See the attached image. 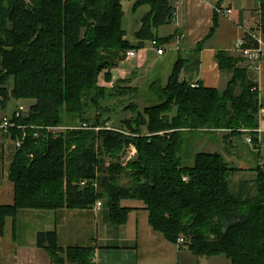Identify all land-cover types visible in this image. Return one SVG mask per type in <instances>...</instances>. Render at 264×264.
Listing matches in <instances>:
<instances>
[{
    "label": "trees",
    "instance_id": "trees-1",
    "mask_svg": "<svg viewBox=\"0 0 264 264\" xmlns=\"http://www.w3.org/2000/svg\"><path fill=\"white\" fill-rule=\"evenodd\" d=\"M132 1V11L150 7L136 32L137 44L125 39L122 0H0V108L6 109L12 99H34L27 116L13 119L28 128L105 125L102 115L117 109L105 101L123 95L137 98L139 88L127 86L133 78L117 79L110 87L100 76L112 81L111 69L145 40L163 45L173 38L158 34L174 18L169 0ZM257 1L264 33V0ZM217 27L215 14L210 36ZM241 60L218 52L219 68L232 73L227 88L219 90L180 82L185 61L179 58L167 82L154 80L145 92L156 105L144 111L135 103L126 106L136 114L126 120L133 137L102 128L36 138L30 129L10 166L15 201L0 206V231L7 216L20 208H85L99 198L106 201L112 222L123 224L129 208L121 201L136 199L146 204L156 231L172 242L180 236L187 239L181 248L198 256L225 255L229 264H264V168H259L255 194L247 192L250 181L233 190L229 177L235 168L220 153L188 148L201 132L230 130L233 135L258 128V83L246 67L237 65ZM10 134L16 140L21 131L14 127ZM131 142L138 155L127 168L117 162L106 167L105 155L119 158ZM122 176L130 184H122ZM85 179L88 185L82 186ZM96 179L99 192L93 186ZM36 241L58 264H92V246L63 248L56 230L38 232Z\"/></svg>",
    "mask_w": 264,
    "mask_h": 264
},
{
    "label": "crops",
    "instance_id": "crops-1",
    "mask_svg": "<svg viewBox=\"0 0 264 264\" xmlns=\"http://www.w3.org/2000/svg\"><path fill=\"white\" fill-rule=\"evenodd\" d=\"M169 2L174 7V18L171 23L158 28L160 37L173 35L169 42L161 45L165 52L159 55L149 40H145L143 47L134 48L137 52L135 57H126L111 69L113 77L115 76L114 81L133 78L127 86H137L142 90L143 86L156 79V75H151L150 72L141 78L140 75L146 73L147 67L165 60L169 77L175 62L181 58L185 64L179 76L180 82L225 90L232 73L219 68L217 54L226 51L235 57L242 56L234 50V46L246 36L247 30L260 23L258 1L169 0ZM122 4L125 11L124 19H129L128 23L123 19V27L127 31L125 39L137 44L139 39L136 32L142 26L141 18L150 7L143 5L132 11V0H122ZM229 9L231 12L226 13ZM132 13L136 19L132 18ZM215 14L218 27L210 36ZM240 59L242 63L246 62L248 70L252 71V78L258 83L259 102L264 110V59L260 63L249 61L245 57ZM142 69L145 72L139 73ZM149 75L151 76L148 78ZM100 81L108 86L111 82L103 75L100 76ZM149 99L145 100L147 104L145 103L143 108L157 104L152 96ZM141 104L140 101L139 106ZM2 116L3 114L0 118ZM259 128L263 141L258 140L259 133L256 131L248 132L244 129L233 135L226 130L205 132L201 133L198 139L204 151L218 152L229 159L228 163L235 168L229 177L234 189L238 190L245 186L243 183L247 181H250L247 192H252L256 188L259 168H264V113L258 115ZM206 134L222 135L224 139L221 137L208 139ZM250 135L257 141L248 142L247 137ZM222 141L225 154L220 148ZM257 143L260 147L256 146ZM16 152V140L13 136L0 131V206L13 205L15 201V184L9 178V171ZM191 161L193 162V159ZM121 204L129 208L127 221L123 224L112 222L105 205L99 210H95L93 206L59 209L20 208L15 215L7 216L4 228L0 231V264H58L52 260L46 248L37 245L38 232L49 230H56L58 244L63 248L92 246L94 248L92 264H200L201 259L213 260L225 256H198L191 249L181 248L176 242L168 240L164 234L151 226L146 204L141 200L124 199ZM225 258L229 264V259L226 256Z\"/></svg>",
    "mask_w": 264,
    "mask_h": 264
},
{
    "label": "rangeland",
    "instance_id": "rangeland-1",
    "mask_svg": "<svg viewBox=\"0 0 264 264\" xmlns=\"http://www.w3.org/2000/svg\"><path fill=\"white\" fill-rule=\"evenodd\" d=\"M132 15V18L134 17V19H136L137 17L132 13L131 14ZM128 18H125L124 19V22H127L128 23ZM133 22V21H132ZM127 25V24H126ZM126 28H131V27H126ZM131 30V29H130ZM241 58H243V56H240ZM246 59V58H245ZM165 61V60H164ZM163 60L162 61H160L161 63L160 64H157V65H153V66H151V67H147V71H146V73H144L145 72V70H143L142 69V71L141 70H139V73H144V75H140L141 76V78H144V77H146L147 76V73H151V75H153L154 74V76L156 75V79L155 80H158V79H161V82L162 83H165V82H167V80H168V69H166V65H167V63H165ZM237 65L239 66V67H246L247 69H248V65H246V62L245 63H242V62H238L237 63ZM248 74H249V78L251 79V80H254L253 78H252V71H250V70H248ZM151 75H149L148 76V78L151 76ZM143 81V80H142ZM139 84V83H138ZM13 87V81H12V79H11V81H10V89ZM143 87H145V88H143ZM142 87V90H141V88L139 89V92H138V97L137 98H133L132 99V95H123V96H119V97H117V98H114V99H110L109 101H105V104L104 105H106V106H109V105H111V106H114V105H116L117 106V109L116 110H113L112 112H110V113H106V114H103L102 115V120L103 119H106L107 118V120L108 119H112L113 120V124L116 126V128H118V129H120V130H122V131H124V132H126V136H130V137H133V135L131 134L132 133V131H131V128L129 127H127L126 126V120H128V119H130V118H134L135 117V112H133V111H131V110H127L126 109V106L128 105V104H130V103H135V104H137L138 105V108L140 109V110H142V111H144V104L146 103L147 104V101H145V100H148L149 99V97H150V99H151V96H149V94L147 95V94H145V92H147V93H149V90H148V87H149V83H147L145 86H143ZM241 90V87H239L238 89H237V92H239ZM143 91V92H142ZM141 97H143L142 99H141ZM149 99V100H150ZM138 101H139V103H140V101H141V106H139V103H138ZM36 101L34 100V99H25V98H21V99H12L10 102H9V104H8V107L6 108V109H2V108H0V116L3 114V116L2 117H4V116H8V117H10V116H12V114H13V112L15 111V109H17L20 105H23L25 108H26V110H27V113H29V110H30V108L34 105V103H35ZM150 103V102H149ZM149 103H148V105H149ZM26 113V114H27ZM96 114H94L93 116H95ZM2 117L0 118V122H1V119H2ZM107 120H104V121H107ZM125 123V124H124ZM104 125V124H103ZM102 125V126H103ZM48 127H50V126H33L32 128L30 127L29 128V130L31 129V131H33V136L34 137H36V138H40L42 135H46V136H48L49 134H51V135H53L54 137H58L63 131H67L68 129H66V130H60V129H49ZM142 128V130L144 131L143 133H146L147 132V127L146 126H142L141 127ZM40 130H45L46 131V134H43ZM249 130V129H248ZM0 131H2V132H4L3 131V129H1L0 128ZM226 131H229V132H231L230 130H226ZM209 132V131H208ZM6 133V132H5ZM202 133V132H201ZM200 135L201 134H199V135H197L196 137H194L193 138V140L189 143V149L191 148V150H194L195 152L196 151H202L203 150V147H202V144H200L199 143V137H200ZM206 137H208V139H215V138H222V140L224 139V136H222V135H220V136H217V135H210V134H206ZM226 138V137H225ZM261 141H263V138H262V140ZM132 143V142H131ZM131 143H129V144H127L124 148H123V150H122V152L120 153V156H119V158H115V157H113V156H111V155H105V160H106V163H105V165H106V167H109L110 165H111V162H117V163H119L122 167H124V168H127V166H128V164L131 162V161H133L136 157H137V155H138V151H137V154H136V156H134L131 160H129V161H126L125 159H126V155H127V152H128V148H129V145L131 144ZM134 144V143H133ZM228 144V143H227ZM135 145V144H134ZM257 147H260V145H259V143H257V145H256ZM136 147V146H135ZM223 147H224V143H223V141H222V147H220L221 148V152L223 153L224 151V149H223ZM16 148L18 149V147L16 146ZM136 150H137V147H136ZM190 150V151H191ZM204 151V150H203ZM224 154H225V152H224ZM223 157V159L226 161V162H228L229 161V159L228 158H225L224 156H222ZM107 163H109V164H107ZM185 163H187V164H192L193 162L191 161V158L190 159H188V158H185ZM230 164V163H229ZM230 166H231V164H230ZM121 183L122 184H125V185H128V184H130V179L129 178H127L126 176H122V179H121ZM231 186V188L234 190V185L233 184H231L230 185ZM255 192H256V188H255V190H253L252 192H251V194H255ZM104 205H105V207L109 210V208H108V206H107V203H106V201L104 200ZM222 258H217V259H201L200 261H201V263L200 264H227L226 263V258H225V256H221Z\"/></svg>",
    "mask_w": 264,
    "mask_h": 264
},
{
    "label": "built area",
    "instance_id": "built-area-1",
    "mask_svg": "<svg viewBox=\"0 0 264 264\" xmlns=\"http://www.w3.org/2000/svg\"><path fill=\"white\" fill-rule=\"evenodd\" d=\"M231 10H227L226 13H230ZM150 44L152 45V47L156 48V51L159 55H162L165 52V48L162 47L160 44H158V42L155 39L149 40ZM234 50L239 52L243 57H245L246 59H248L249 61L255 62V63H260V61H262L264 59V33L261 27V24L258 23L254 28L247 30L246 32V36L241 39L240 41H238L235 46H234ZM137 55V52L135 49H129L126 53V57L127 58H131V57H135ZM114 79L115 76L113 77L112 81L109 83V86L112 87L114 85ZM191 87L195 88L198 87V85L196 83H192L190 84ZM26 108L23 105H20L17 109H15V111L13 112L12 116L8 117V116H4L1 119L0 122V128L3 129L4 132L6 133H10V129L11 128H16L19 129L21 131V135L19 137H17L16 139V146L19 148L22 143L28 138L29 136V128L27 125L21 124L16 122L13 119H20L23 116H27L29 113H27ZM262 113H264V110L262 108H260L259 111V115H261ZM261 117V116H259ZM33 126H31L32 128ZM49 129H60V130H66V129H94L96 131L101 130L102 128H107V129H113V130H119L122 131L118 128H116V126L113 124V121L108 120L105 122L104 127L102 126H98V127H92L91 125L87 124V123H82V124H78V125H72V126H57V127H48ZM248 132H252V130H248V129H244ZM257 133H259V141H261V129L256 128L255 130ZM124 132V131H122ZM126 133V132H124ZM247 141L250 143H253V137L250 135L247 137ZM137 154V150L136 147L133 143H131L129 145L128 148V152L126 155V161L131 160L134 156H136ZM109 164V163H107ZM184 180H187V177H184ZM82 186H86L88 185V181L85 179L81 182ZM93 186L96 190V192H99V182L96 179L93 182ZM104 206V201L102 199H97L96 202L93 205V208L95 210H99ZM177 245L179 247H183L185 246L188 241L185 237L180 236L177 241H176Z\"/></svg>",
    "mask_w": 264,
    "mask_h": 264
}]
</instances>
